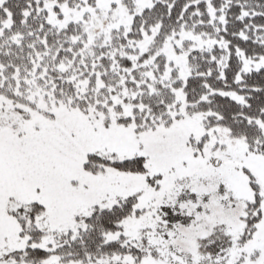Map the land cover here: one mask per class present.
Returning <instances> with one entry per match:
<instances>
[{
	"label": "snow or ice",
	"instance_id": "6c2138e0",
	"mask_svg": "<svg viewBox=\"0 0 264 264\" xmlns=\"http://www.w3.org/2000/svg\"><path fill=\"white\" fill-rule=\"evenodd\" d=\"M0 264H264V0H0Z\"/></svg>",
	"mask_w": 264,
	"mask_h": 264
}]
</instances>
